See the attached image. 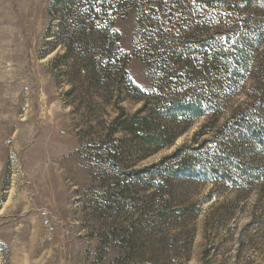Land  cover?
Returning <instances> with one entry per match:
<instances>
[{"label": "rangeland", "instance_id": "obj_1", "mask_svg": "<svg viewBox=\"0 0 264 264\" xmlns=\"http://www.w3.org/2000/svg\"><path fill=\"white\" fill-rule=\"evenodd\" d=\"M50 1L0 0V264H264V188L136 174L211 121L220 128L251 81L222 115L140 160L129 136H108L118 87L73 88L56 64L62 49L44 39ZM136 21L115 24L130 53ZM128 71L151 88L140 60ZM122 106L142 104L128 95Z\"/></svg>", "mask_w": 264, "mask_h": 264}, {"label": "trees", "instance_id": "obj_2", "mask_svg": "<svg viewBox=\"0 0 264 264\" xmlns=\"http://www.w3.org/2000/svg\"><path fill=\"white\" fill-rule=\"evenodd\" d=\"M133 13L130 53L115 24ZM47 14L44 39L62 49L55 62L71 86L118 87L108 136H129L140 160L173 146L200 118L222 115L251 81L248 100L220 128L211 121L192 144L136 174L264 188V0H51ZM133 59L146 66L150 89L132 80ZM128 95L142 104L133 114L122 106Z\"/></svg>", "mask_w": 264, "mask_h": 264}, {"label": "snow or ice", "instance_id": "obj_3", "mask_svg": "<svg viewBox=\"0 0 264 264\" xmlns=\"http://www.w3.org/2000/svg\"><path fill=\"white\" fill-rule=\"evenodd\" d=\"M165 2H167V0H165ZM196 0H193V3H195ZM139 87H143V85H139Z\"/></svg>", "mask_w": 264, "mask_h": 264}]
</instances>
